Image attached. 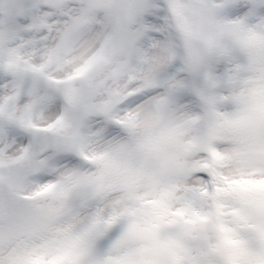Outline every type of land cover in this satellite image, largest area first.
I'll list each match as a JSON object with an SVG mask.
<instances>
[{
  "label": "snow or ice",
  "instance_id": "obj_1",
  "mask_svg": "<svg viewBox=\"0 0 264 264\" xmlns=\"http://www.w3.org/2000/svg\"><path fill=\"white\" fill-rule=\"evenodd\" d=\"M0 264H264V0H0Z\"/></svg>",
  "mask_w": 264,
  "mask_h": 264
}]
</instances>
